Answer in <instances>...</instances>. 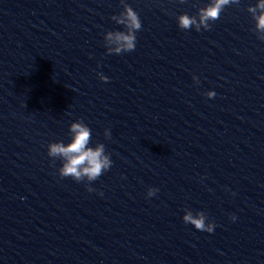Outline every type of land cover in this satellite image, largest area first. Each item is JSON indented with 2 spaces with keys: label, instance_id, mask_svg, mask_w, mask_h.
<instances>
[{
  "label": "clouds",
  "instance_id": "9594fccd",
  "mask_svg": "<svg viewBox=\"0 0 264 264\" xmlns=\"http://www.w3.org/2000/svg\"><path fill=\"white\" fill-rule=\"evenodd\" d=\"M123 10L118 15H113V20L117 25H122L124 30L108 31L104 35L106 41L105 47L108 54H122L135 50L136 33L141 30L142 23L138 13L125 0H120ZM185 3V0H180ZM240 0H208L204 7L198 9L197 15L190 16L181 14L177 17V24L180 29L190 30L194 28L197 32L210 30L212 23L220 18V14L226 6L238 5ZM248 13L254 22L253 31L257 39L264 41V0H258L255 6L247 8ZM99 79L108 82L109 78L102 73L98 74ZM194 82L199 83V78L193 76ZM205 95L212 99L216 93L207 91ZM70 142L65 144L62 141L52 142L48 144L47 155L51 158L59 159L62 166L58 169L61 178L71 177L77 183L81 181L92 182L97 180L104 172L108 171L112 166L110 154L106 153L105 145L97 143L94 147L89 146L92 138L91 129L83 122L78 120L72 122L69 126ZM105 138L111 137L109 129H105ZM87 191L92 192L94 189L90 186ZM159 189L149 187L147 196H154ZM102 195V193H101ZM183 221L191 224L196 230L212 233L216 225L214 223H206L208 219L204 212H197L195 215L191 211H186L183 215ZM235 221V215L231 216Z\"/></svg>",
  "mask_w": 264,
  "mask_h": 264
}]
</instances>
